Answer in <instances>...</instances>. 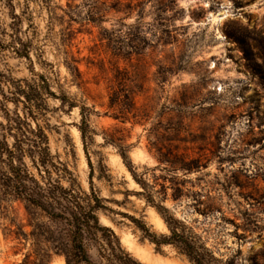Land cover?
<instances>
[{"label":"rangeland","instance_id":"rangeland-1","mask_svg":"<svg viewBox=\"0 0 264 264\" xmlns=\"http://www.w3.org/2000/svg\"><path fill=\"white\" fill-rule=\"evenodd\" d=\"M158 1L170 0L139 6V0H12L13 8L0 0V25L7 27L14 11L21 36L32 45L29 60L0 51V72L21 84L42 75L56 96L63 92L78 105L69 109L46 97L47 111L37 123L55 161L67 167L83 191L103 199L107 210L98 212L100 223L112 228L142 263L190 264L171 245L155 247L131 222L129 217L156 235L169 234L138 195L141 188L117 148L104 137L129 146L134 171L155 183V191L161 184L167 187L163 204L216 258L264 264V0H175L163 12ZM140 11L141 36L151 46L138 60L113 57L107 49L110 32L125 31ZM155 27L169 34H157ZM72 58L78 78L66 67ZM137 65L143 81L137 106L153 110L140 124L132 119L122 124L108 108L114 66L133 71ZM3 104L10 112L16 109L11 102ZM80 105L89 108L88 124L96 133L86 151L77 127ZM162 106L174 110L164 114L163 123L172 117L169 122L176 125L180 111L186 112L187 142L173 145L178 153L200 159L198 171L169 175L154 158L151 127ZM17 111L23 115L21 104ZM30 171L36 175L34 168ZM36 224L56 236L57 227L38 211L19 200H0V264H65L51 251L47 235H34Z\"/></svg>","mask_w":264,"mask_h":264},{"label":"trees","instance_id":"trees-1","mask_svg":"<svg viewBox=\"0 0 264 264\" xmlns=\"http://www.w3.org/2000/svg\"><path fill=\"white\" fill-rule=\"evenodd\" d=\"M145 1L149 0H139L136 6L143 5ZM8 2L13 8L12 0ZM169 4L175 5V0L168 3L158 1L159 12L167 10ZM141 14L142 11L138 13L134 24L123 25L126 27L125 31L120 29L110 32L107 49L113 57L130 60L135 56L138 60L146 47L151 46L141 36ZM10 17L12 21L7 27L0 25V51L11 50L18 57L29 60L32 45L29 39L21 36L20 16L12 11ZM154 29L157 34H169L167 28ZM167 44L163 42L161 45ZM76 63L77 60L72 58L66 62V67L72 76L78 78ZM140 72L138 65L133 71L114 66L108 108L113 111V118L122 124L130 119L135 124H140L142 120L150 118V111L153 110V107L147 109L137 106L135 98L143 91ZM6 85H9L8 95L3 90ZM46 97L59 99L61 105H66L69 109L78 106L63 92L56 96L42 75L38 76V80L31 83L24 81L21 84L7 79L0 72V200H19L26 209L38 211L53 223L57 227L56 236L54 231L39 224L34 227V235H47L45 239L52 243L51 251L63 256L65 264H144L123 247L112 228L100 223L98 212L107 210L103 199L92 190L89 193L83 191L67 167L55 161L50 153L47 135L37 123L39 117L47 111ZM7 102L15 106L13 112L3 104ZM19 104L22 105L23 115H19L17 111ZM180 106L182 109L186 108L187 102L184 101ZM79 108L81 119L77 127L86 151L96 133L88 124L89 108L84 105ZM173 111L170 107L162 106V110L157 113V121L152 124L151 129L156 139V153L153 156L160 164L165 165L163 170L169 175L179 171L189 174L199 170L201 161L199 158L188 157L186 153H178L179 147L173 145L175 141L187 142L189 135L187 114L183 110L177 116L176 125L169 122L172 117H168V122L163 123L164 114L170 116ZM31 121L35 123L34 127ZM104 140L117 148L122 163L141 188L138 195L155 209L169 232L167 235H156L150 232L143 221L129 217L143 237L157 248L162 245L175 247L190 264H233L231 261L216 258L191 229L163 204L167 195L164 184L160 185L162 189L157 192L155 183L151 185L141 175L136 174L128 156L129 146L114 139L104 137ZM31 167L36 170V175L30 171ZM63 181L67 186L62 184ZM175 190L180 194L181 189L178 186ZM157 195L162 197L158 198ZM175 198L178 197H173Z\"/></svg>","mask_w":264,"mask_h":264},{"label":"bare ground","instance_id":"bare-ground-1","mask_svg":"<svg viewBox=\"0 0 264 264\" xmlns=\"http://www.w3.org/2000/svg\"><path fill=\"white\" fill-rule=\"evenodd\" d=\"M215 19V18H214Z\"/></svg>","mask_w":264,"mask_h":264}]
</instances>
